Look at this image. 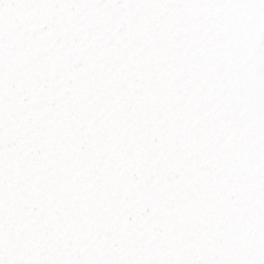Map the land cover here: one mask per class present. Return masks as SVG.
<instances>
[{"label":"snow or ice","instance_id":"6c2138e0","mask_svg":"<svg viewBox=\"0 0 264 264\" xmlns=\"http://www.w3.org/2000/svg\"><path fill=\"white\" fill-rule=\"evenodd\" d=\"M0 264H264V0H0Z\"/></svg>","mask_w":264,"mask_h":264}]
</instances>
